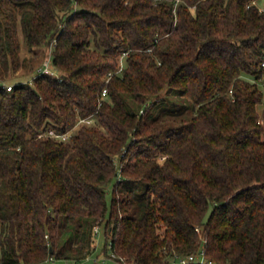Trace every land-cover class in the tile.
<instances>
[{"label":"trees","instance_id":"obj_1","mask_svg":"<svg viewBox=\"0 0 264 264\" xmlns=\"http://www.w3.org/2000/svg\"><path fill=\"white\" fill-rule=\"evenodd\" d=\"M250 1L0 0V264H80L98 227L92 264L201 250L264 264V10ZM51 45L59 78L36 71Z\"/></svg>","mask_w":264,"mask_h":264},{"label":"built area","instance_id":"obj_2","mask_svg":"<svg viewBox=\"0 0 264 264\" xmlns=\"http://www.w3.org/2000/svg\"><path fill=\"white\" fill-rule=\"evenodd\" d=\"M249 5H255L258 8L259 11H263L264 10V4L259 3L258 0H251L247 4V6H249ZM122 59H123V55H121L119 57L118 66H117L116 72H120L122 70V68H123V60ZM262 65L264 66V62L262 63ZM36 71L39 74L54 75V76H56L58 78L60 77V72L53 65V61H52V45H51V47L48 50L47 57L37 67ZM111 75H112V72H109L107 78H109ZM5 87H6L7 90H11L12 85L11 84H7V85H5ZM106 92H107L106 88H104L102 90V96L106 95ZM82 124H92V120L90 118H82V119H80L78 121L76 126L78 127L79 125H82ZM43 134H48V135H51V136L57 137V138H67L68 136H70L72 134V130L68 131V132H63V133H57L54 129L48 128L46 131L40 132L39 136H41ZM195 261H198L200 263L215 264V263H212L211 261L205 259L202 250L199 252L198 255H193V254H189V255L174 254L172 257L166 259L161 264H188L190 262H195ZM123 264H128V263H123Z\"/></svg>","mask_w":264,"mask_h":264},{"label":"rangeland","instance_id":"obj_3","mask_svg":"<svg viewBox=\"0 0 264 264\" xmlns=\"http://www.w3.org/2000/svg\"><path fill=\"white\" fill-rule=\"evenodd\" d=\"M259 3L261 4H264V0H258ZM43 49V48H42ZM41 50V48L39 49ZM39 52V51H38ZM40 53V52H39ZM22 55H30L29 53H27L25 50H22L21 52ZM39 55V54H38ZM40 57V56H39ZM40 60V59H39ZM39 62V61H38ZM24 72L23 69L19 70L18 72L15 73L16 76H14L10 81L13 82V81H16L17 79V76L21 75L22 73ZM25 80V78H24ZM181 99L179 98V96H176V97H173L171 100H170V104H177L178 102H180ZM263 103H264V100L262 103H260L258 105V110L260 111L261 108L263 107ZM155 109V106H150L148 108V113H151L152 111H154ZM93 123V121H92ZM78 127L76 126V129ZM75 129V130H76ZM74 132V130H73ZM160 160H163L164 157H160L159 158ZM103 244H104V238H103V233H102V227H98L96 229V246L95 248L93 249V251L89 254V256L86 258V259H83L81 260L79 263L80 264H92L93 261H99L102 260L105 256L103 254ZM106 258V257H105ZM106 262L107 263H111V264H117L118 262H114V260L112 259H109L108 258L106 259ZM39 264H73V261H66V260H47V261H44V262H41Z\"/></svg>","mask_w":264,"mask_h":264},{"label":"water","instance_id":"obj_4","mask_svg":"<svg viewBox=\"0 0 264 264\" xmlns=\"http://www.w3.org/2000/svg\"><path fill=\"white\" fill-rule=\"evenodd\" d=\"M52 249L50 248V251H51Z\"/></svg>","mask_w":264,"mask_h":264}]
</instances>
